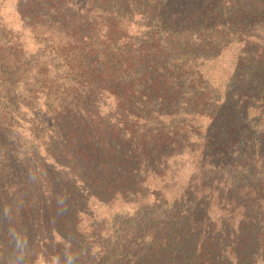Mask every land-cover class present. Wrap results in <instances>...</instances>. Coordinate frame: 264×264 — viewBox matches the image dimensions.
Returning a JSON list of instances; mask_svg holds the SVG:
<instances>
[{"label": "trees", "instance_id": "trees-1", "mask_svg": "<svg viewBox=\"0 0 264 264\" xmlns=\"http://www.w3.org/2000/svg\"><path fill=\"white\" fill-rule=\"evenodd\" d=\"M264 264V0H0V264Z\"/></svg>", "mask_w": 264, "mask_h": 264}, {"label": "clouds", "instance_id": "clouds-1", "mask_svg": "<svg viewBox=\"0 0 264 264\" xmlns=\"http://www.w3.org/2000/svg\"><path fill=\"white\" fill-rule=\"evenodd\" d=\"M57 264H60L59 258H57ZM68 264H73V261L71 259L68 260Z\"/></svg>", "mask_w": 264, "mask_h": 264}]
</instances>
